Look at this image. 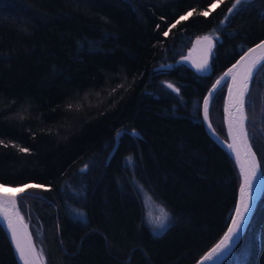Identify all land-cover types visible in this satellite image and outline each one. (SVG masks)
<instances>
[{
  "label": "trees",
  "instance_id": "1",
  "mask_svg": "<svg viewBox=\"0 0 264 264\" xmlns=\"http://www.w3.org/2000/svg\"><path fill=\"white\" fill-rule=\"evenodd\" d=\"M232 1L204 17L213 0H0V183L50 186L17 195L44 264H192L225 230L239 174L206 133L201 101L222 70L264 37V0L225 20ZM213 32L210 69L200 73L181 57ZM225 86L208 108L223 137ZM244 107L263 187L221 264H264V69ZM120 129L139 136L117 137ZM129 156L134 168L126 167ZM145 196L170 214L162 235L145 221ZM0 264H17L1 224Z\"/></svg>",
  "mask_w": 264,
  "mask_h": 264
},
{
  "label": "snow or ice",
  "instance_id": "2",
  "mask_svg": "<svg viewBox=\"0 0 264 264\" xmlns=\"http://www.w3.org/2000/svg\"><path fill=\"white\" fill-rule=\"evenodd\" d=\"M225 0H213L212 3L208 4L207 10H202L199 14L208 17L211 12L215 11L213 8V4H216L217 7L220 4H223ZM252 0H233L231 3V6L228 8V15L225 17V20L229 18V16H233L235 14H238L245 6L251 5ZM195 9H191L184 15H181L174 24H172L170 27L174 28L177 24H179L181 21H185L187 18L191 17L193 13L195 12ZM264 15V13H262ZM163 19V18H162ZM224 21H221V25H223ZM157 28H159V25H157ZM165 37L169 35L167 31L163 33ZM198 40L203 39L204 41H207V50L209 53L212 52L213 48L215 47V42L219 40V37L215 35V32L210 33L208 35H205L204 37L197 38ZM257 50H260L261 55L259 58L252 59L250 63H247L245 66V71L242 77V81L237 86V96L239 97L238 103L240 105L241 110V117H240V130L242 135L245 138V146L249 147L247 141H248V134L243 130V122L246 119L243 116V109L246 104V93L249 90V86L251 83V80L253 79L255 72L257 70L264 69V40L260 41L259 44L255 45L253 48H248L247 51L240 57L239 60L236 61L235 64L232 65L231 68L228 69L227 72L224 73V75L212 86V89L209 91V95L204 98V111H205V119H207V107L210 102V97L215 94V90L218 88V86H223V84L226 82L227 78L233 73V70L237 68L238 65H241L242 62L246 60V58L249 56L250 53H255ZM183 60V58H182ZM210 67V64L207 59L204 60L203 63L197 65V71L198 72H206ZM232 79L235 81L236 76L233 75ZM166 87L171 89L173 92L179 94L180 89L175 87L172 83H167ZM232 89L229 87V92L231 93ZM71 107V106H69ZM227 112V108L225 109ZM209 127H211L209 125ZM132 135L134 137H138L139 134L132 130L129 132L127 129H120L117 131L116 136L121 137L123 135ZM3 141H0V144H3ZM7 146V145H5ZM13 147L18 148L19 151L27 153L29 149L22 148L19 145H12ZM228 147L229 152H232V145H226ZM251 155H255L254 153H251ZM125 164L126 167L134 168L135 162L131 156L125 158ZM88 169V165H85L84 168H82L80 171L85 172ZM258 175L257 172V166L255 163L253 164V170L250 175L245 176L244 182L240 185V193H241V200L238 201L234 208L233 215L230 217V223L227 226V230L224 232L223 236L221 237L220 241L211 249L209 253H206L204 257L201 258V261L198 262V264H208L209 261H212L216 259L218 256L226 253L229 251L233 245L237 244L240 239L241 232L244 230V227L247 223L248 217L252 211V205L255 199L256 190H255V183L254 178H256ZM135 186L137 188H142L138 184V182L133 181ZM5 186L3 184H0V190H2ZM20 187V192L17 193L18 196H22L24 193L30 192L32 190H51L50 186L44 185V184H36V183H27ZM6 194L0 191V220H5L6 224L5 227L9 229V236L11 240L13 241V246L17 252V257L22 261V264H33V261L29 259V256L32 254V245L29 242L27 245V250L24 246L20 243V236H18L17 229L12 223V218L7 215L5 204L6 201L3 199V197ZM7 203L11 204V207L13 209L14 214L19 217V208L17 207V199L16 197H13L11 201H8ZM74 217L78 219L82 223H87L86 215L79 210H72ZM22 220V217L20 218ZM170 222V214L163 208L160 207V215L156 217L154 220H151L150 223L152 224L153 228V234L154 235H162L163 232L167 229L168 224ZM26 227V225L24 226ZM41 250V254H42Z\"/></svg>",
  "mask_w": 264,
  "mask_h": 264
},
{
  "label": "water",
  "instance_id": "3",
  "mask_svg": "<svg viewBox=\"0 0 264 264\" xmlns=\"http://www.w3.org/2000/svg\"><path fill=\"white\" fill-rule=\"evenodd\" d=\"M230 6L231 4H229L228 7L226 8V13H228L227 10ZM205 35H208V34H203L198 37L202 38ZM198 37H196L192 41L191 46L186 50V55L181 57V60L183 58V61L186 62L189 66L193 67L196 71H197V65L203 63L205 59H207L210 64V53L207 50V41H204L203 39L198 40L197 39ZM262 40H264V37H261L260 39H258L257 41H255L254 43L250 44L245 49H243L235 57V59L227 67H225L222 70V72L216 77V79L212 82V84L209 86V88L205 92L202 98V101H201V120H202L206 133L210 136V138L213 141H215L219 146H221L231 156L232 160L234 161L236 165V168L239 174V184L237 187L236 201H235V205L233 207L230 217L233 215L236 204L238 203V201L241 200L240 185L244 182L245 176L250 175L253 170V164L251 162L250 152L252 151L254 153L252 146L250 144L249 138H248L247 143L248 145H250V149L249 147L245 146V138L242 135L241 130H240L239 121L241 117V110H240V105L238 103L239 97L237 96V86L242 81V77L245 71L246 64L250 63L252 59L259 58V56L261 55L260 50H257V52L255 53H250L249 56L246 58V60L242 62L241 65H238L237 68L233 70V73L226 80V86L224 90L223 103H222V115H223L224 129H225V137L221 136L213 128L210 122V119L208 116V108H209L210 102L207 107V119H205L204 98L209 95V91L210 89H212V86L224 75L225 72L228 71L229 68L232 67L233 64L236 63L237 60L240 59L242 55H244L247 49L255 47V45L259 44L260 41ZM161 66L169 67L171 66V63L162 64ZM209 69L206 72H208ZM200 73H205V72H200ZM233 75L236 76L235 81L232 79ZM167 83L169 82H166V84ZM219 87L220 86H218V88ZM229 87H231L232 89L231 93L229 92ZM212 97L213 96L210 97V101ZM226 108H227V112L225 111ZM243 116L245 117V107L243 109ZM209 125L211 127H209ZM243 130L247 133L245 120L243 122ZM226 145H232V149H233L232 152H229V149L228 147H226ZM256 161H257V158H256ZM257 164H258V161H257ZM259 172H260V169H259ZM254 183H255L256 195H255V199L252 205V211L248 217L244 230L246 229L250 221V218L253 214L254 208L256 206V203L258 201V198L260 196V193L263 187V180H262L261 174H260V181L256 177L254 178ZM0 184H3V183H0ZM3 185L5 187L0 191L6 194L3 197V199L6 201V204H5L6 212H7V215L12 218V223L17 229L18 236H20L21 245L24 246L27 250V245L30 242L32 245V254L31 256H29V259L33 261V264H44V260L41 258L37 248L34 245V242L30 234V231L28 229L27 223L25 222L20 212V209H19V217H17L13 212L11 204L7 203L8 201H11L13 197H16L17 199V193L20 192V188L17 189V188H14V186L6 185V184H3ZM17 207L19 208L18 200H17ZM21 217H22V220L20 219ZM229 223H230V218H229L227 226L229 225ZM0 224L2 225L6 233V236L10 242V245H11V248H12L17 264H22V261L17 257V252L13 246V241L11 240L9 236V229L5 227L6 221L0 220ZM25 225L26 227H24ZM227 226L225 230L222 232V234L219 236V238L206 251H204L192 264H198V262L201 261V258L204 257L206 253H209L211 251V249L220 241L224 232L227 230ZM244 230L241 232L240 238ZM237 244L233 245V247L226 253L218 256L216 259L212 261H209L208 264H221L227 258V256L232 252V250L236 247Z\"/></svg>",
  "mask_w": 264,
  "mask_h": 264
},
{
  "label": "rangeland",
  "instance_id": "4",
  "mask_svg": "<svg viewBox=\"0 0 264 264\" xmlns=\"http://www.w3.org/2000/svg\"><path fill=\"white\" fill-rule=\"evenodd\" d=\"M214 5L215 4H213V6ZM14 188L19 189L20 187L14 186ZM143 201H144V206H145L144 218H145L146 223L150 227L151 233L153 234V228H152V224L150 223V221L154 220L156 217H158L160 215V207H163L164 209H165V207L162 206L161 204L155 203L154 201H152L150 198H148L146 196L143 197ZM38 252H39V255L41 256V258L44 260L43 253L41 254L40 249H38Z\"/></svg>",
  "mask_w": 264,
  "mask_h": 264
},
{
  "label": "bare ground",
  "instance_id": "5",
  "mask_svg": "<svg viewBox=\"0 0 264 264\" xmlns=\"http://www.w3.org/2000/svg\"><path fill=\"white\" fill-rule=\"evenodd\" d=\"M251 153H253L252 151L250 152V157H251V162H252V164H254L255 163V165L257 166V172H258V175H257V178H258V180L260 181V172H259V167H258V164H257V161H256V158H255V156L256 155H251ZM228 224V223H227Z\"/></svg>",
  "mask_w": 264,
  "mask_h": 264
}]
</instances>
